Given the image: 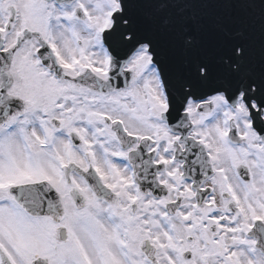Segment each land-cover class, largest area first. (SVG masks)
Wrapping results in <instances>:
<instances>
[{
	"label": "snow or ice",
	"instance_id": "6c2138e0",
	"mask_svg": "<svg viewBox=\"0 0 264 264\" xmlns=\"http://www.w3.org/2000/svg\"><path fill=\"white\" fill-rule=\"evenodd\" d=\"M0 264H264V0H0Z\"/></svg>",
	"mask_w": 264,
	"mask_h": 264
}]
</instances>
